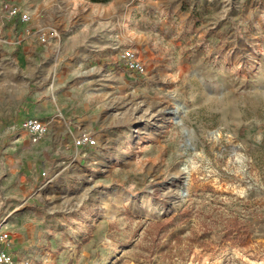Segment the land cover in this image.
Listing matches in <instances>:
<instances>
[{
    "label": "rangeland",
    "instance_id": "rangeland-1",
    "mask_svg": "<svg viewBox=\"0 0 264 264\" xmlns=\"http://www.w3.org/2000/svg\"><path fill=\"white\" fill-rule=\"evenodd\" d=\"M105 2L0 0V228L9 249L14 235L26 243L10 249L15 264H264V0H219L214 43L204 37L216 28H146L153 17L140 13L119 47L98 44L107 38L98 39L102 28L93 24ZM13 5L30 13L28 23L9 15ZM41 28L53 30L46 42L37 37ZM143 36L154 51L187 64L219 54V89L198 93L188 108L179 101L192 94L183 79L124 67L120 50ZM109 37L118 42V34ZM81 80L103 99L126 142L111 147L86 180L20 187L24 167L14 172L9 148L29 135L20 118L43 101L70 102ZM175 80L176 94L168 95ZM168 126L170 142L162 145L171 156L156 164L144 150L153 138L141 135ZM114 162L120 172L110 173ZM119 192L125 199L117 203ZM182 211L186 218L154 243L153 223Z\"/></svg>",
    "mask_w": 264,
    "mask_h": 264
},
{
    "label": "crops",
    "instance_id": "crops-1",
    "mask_svg": "<svg viewBox=\"0 0 264 264\" xmlns=\"http://www.w3.org/2000/svg\"><path fill=\"white\" fill-rule=\"evenodd\" d=\"M103 4L97 8L98 12L102 13L103 18L93 24L97 29L102 28V30L95 32L96 35H101L98 39L107 38L104 42L98 43L102 47L112 44L113 46L117 44L119 47L122 43V37L127 36L132 17H138L140 13H143L145 18L153 17L150 20L152 25H145L146 28L159 27L163 25L161 22L173 23L179 28L191 27V24L206 26L218 30L216 34L204 37L205 42L214 43L219 40V0H108ZM112 15H116L118 19L110 20L109 17ZM135 21L132 29L139 27V21L137 19ZM116 34H118V42H115V39H109V36ZM150 40L143 36L142 39L134 42L135 49L138 50L148 75L165 76L171 80L177 77L183 79L184 85L191 86L192 94L187 98L184 97L183 100L180 98L179 101H184L188 108H191L192 101L198 93H202L206 98L212 91L219 89V66H217L219 54H214L207 60L204 58L202 63H198L201 65H198L192 58L187 60L189 63L187 64L182 59H175L174 56L167 57L161 52L154 51L153 47L150 46ZM171 82L172 88L178 81ZM195 84L199 86V89L193 88ZM72 88L73 93L70 102L63 100L60 104L57 101L54 106L52 102L43 101L37 111L35 109L34 111L27 110L20 118L22 122L26 115L28 117L31 114L49 122V132L37 143H33L29 135H21L11 140L12 144L9 148L12 153L10 157L14 160L11 166L18 175H21L18 170L24 167L20 187L41 186L45 182L56 179V177L65 183L80 179V177L86 180L91 174L97 173V168L102 167L105 164L104 161L112 156L111 147L115 144L122 147L121 144L126 142V133L121 131V126H113V124L118 123V120L116 123L109 114H105L106 110L101 108L104 106V101L96 97L97 94L92 87L81 80ZM175 92V89L172 88L167 94L175 96ZM66 103L70 105H66ZM97 122L106 124V126H96ZM163 122L165 124V121ZM156 124V122L151 121L149 126L155 127ZM83 128L93 130L97 139L95 144L75 145L74 136ZM169 132L170 126L152 134L141 135L143 139H146L147 136L153 138L145 144L147 146L144 147L146 158L157 164L158 161L155 159L171 156L168 150L165 153L162 145L163 142H170ZM117 151L119 157H125L127 154L124 149ZM120 166L121 164L114 162L109 164L108 170L110 173L120 172ZM44 171L47 172V175H43ZM124 199L125 195L119 192L117 203ZM12 241L11 250L16 246L26 244L23 240L18 239V234L14 235ZM70 248H73V245Z\"/></svg>",
    "mask_w": 264,
    "mask_h": 264
},
{
    "label": "built area",
    "instance_id": "built-area-1",
    "mask_svg": "<svg viewBox=\"0 0 264 264\" xmlns=\"http://www.w3.org/2000/svg\"><path fill=\"white\" fill-rule=\"evenodd\" d=\"M9 15L23 24L28 23L31 19L30 13L17 5L11 6ZM36 32L38 39L41 42H46L49 34L53 33V30L49 31V29L41 28ZM119 60L123 63L124 67L136 72L138 75H144L146 73L145 64L138 51L133 46L124 47L119 54ZM20 125L28 132L33 143L39 142L49 132V122L36 116L24 118ZM96 142L97 139L95 134L91 131L81 129L79 133L74 136V143L77 146L85 144L92 145ZM43 175H47V172L44 171ZM8 236V232L0 228V264H15V256L8 247L10 245ZM24 263L29 264V261H25Z\"/></svg>",
    "mask_w": 264,
    "mask_h": 264
},
{
    "label": "trees",
    "instance_id": "trees-1",
    "mask_svg": "<svg viewBox=\"0 0 264 264\" xmlns=\"http://www.w3.org/2000/svg\"><path fill=\"white\" fill-rule=\"evenodd\" d=\"M93 1H100V0H93ZM108 1V0H102ZM188 215L187 211H182L180 214H173L170 217L163 218L159 221L153 223L155 227V235H154V243H159L161 241V237L168 229L173 226H176L178 222H181L186 216ZM235 224H239L238 220L234 221Z\"/></svg>",
    "mask_w": 264,
    "mask_h": 264
},
{
    "label": "bare ground",
    "instance_id": "bare-ground-1",
    "mask_svg": "<svg viewBox=\"0 0 264 264\" xmlns=\"http://www.w3.org/2000/svg\"><path fill=\"white\" fill-rule=\"evenodd\" d=\"M180 194H183V191H181ZM159 212H161V211L159 210Z\"/></svg>",
    "mask_w": 264,
    "mask_h": 264
},
{
    "label": "water",
    "instance_id": "water-1",
    "mask_svg": "<svg viewBox=\"0 0 264 264\" xmlns=\"http://www.w3.org/2000/svg\"><path fill=\"white\" fill-rule=\"evenodd\" d=\"M184 193H186V192H184Z\"/></svg>",
    "mask_w": 264,
    "mask_h": 264
}]
</instances>
